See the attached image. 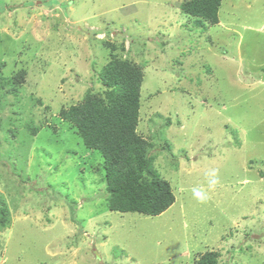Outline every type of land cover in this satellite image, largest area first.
I'll use <instances>...</instances> for the list:
<instances>
[{
	"label": "rangeland",
	"instance_id": "1",
	"mask_svg": "<svg viewBox=\"0 0 264 264\" xmlns=\"http://www.w3.org/2000/svg\"><path fill=\"white\" fill-rule=\"evenodd\" d=\"M184 1L0 0V78L24 73L0 89V264H264V0L204 26ZM109 42L144 70L137 131L175 194L159 215L111 210L101 152L60 116L102 90Z\"/></svg>",
	"mask_w": 264,
	"mask_h": 264
},
{
	"label": "trees",
	"instance_id": "2",
	"mask_svg": "<svg viewBox=\"0 0 264 264\" xmlns=\"http://www.w3.org/2000/svg\"><path fill=\"white\" fill-rule=\"evenodd\" d=\"M222 1L186 0L181 9L195 17L200 26L205 25L204 21L217 24ZM107 44L112 46L111 55L98 73L102 90H88L82 102L63 108L60 116L76 126L89 149L101 152L109 208L159 215L175 202V194L152 166L149 152L153 143L137 131L144 70L134 61L118 56L115 45ZM23 80L24 73L2 77L0 89L9 86L5 92L17 94ZM0 220H9L3 205ZM218 257L217 252H207L197 264H218Z\"/></svg>",
	"mask_w": 264,
	"mask_h": 264
},
{
	"label": "clouds",
	"instance_id": "3",
	"mask_svg": "<svg viewBox=\"0 0 264 264\" xmlns=\"http://www.w3.org/2000/svg\"><path fill=\"white\" fill-rule=\"evenodd\" d=\"M206 175L209 177V187H215L218 183V170L212 169ZM193 195L201 202L208 199L207 193L200 188H194Z\"/></svg>",
	"mask_w": 264,
	"mask_h": 264
}]
</instances>
